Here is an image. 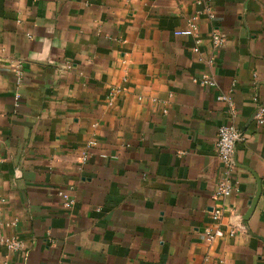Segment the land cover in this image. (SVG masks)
I'll use <instances>...</instances> for the list:
<instances>
[{
	"label": "crops",
	"instance_id": "obj_1",
	"mask_svg": "<svg viewBox=\"0 0 264 264\" xmlns=\"http://www.w3.org/2000/svg\"><path fill=\"white\" fill-rule=\"evenodd\" d=\"M194 17L200 53L176 35ZM256 97L264 0H0V238L24 244L0 264H264ZM225 124L244 139L223 228L242 229L210 242Z\"/></svg>",
	"mask_w": 264,
	"mask_h": 264
},
{
	"label": "built area",
	"instance_id": "obj_2",
	"mask_svg": "<svg viewBox=\"0 0 264 264\" xmlns=\"http://www.w3.org/2000/svg\"><path fill=\"white\" fill-rule=\"evenodd\" d=\"M209 17L215 19V15L211 10H208ZM199 26L197 23V18L194 17L189 27L184 30H179L176 35L179 36H195L196 44L194 51L200 53L201 40L197 36ZM226 42L224 36L218 33L213 35V46L214 48L222 47ZM208 64L210 66L214 65V59H209ZM19 77H21V72H18ZM20 81V78H19ZM197 82V81H196ZM204 87H215L216 82L208 75H204L203 78L198 81ZM118 92L113 90V93ZM220 100L231 102L228 96L220 97ZM17 105L19 104V97L16 98ZM257 103V110L255 113V123L259 127L264 126V102H261L258 97L255 99ZM244 139L243 134L240 132L238 127L234 124L222 125L218 130L217 140H216V151L222 164V177L216 186L215 199L217 204L212 208L210 219L211 223L207 226L204 232V237L206 240L213 242L218 239H223L226 237H235L242 227L232 226L229 230L223 228V218H224V201L232 196L239 189V182L235 178L236 172V147L239 142ZM96 141L92 140L89 146L83 154V161L86 162L90 158V151L96 147ZM1 162V159H0ZM63 199L64 206L71 209L75 205V199H73L70 194L66 192L60 193ZM1 243L7 244L11 249H21L24 244L16 240H8L3 237L0 238Z\"/></svg>",
	"mask_w": 264,
	"mask_h": 264
},
{
	"label": "water",
	"instance_id": "obj_3",
	"mask_svg": "<svg viewBox=\"0 0 264 264\" xmlns=\"http://www.w3.org/2000/svg\"><path fill=\"white\" fill-rule=\"evenodd\" d=\"M260 191H261V190H260ZM260 191H259V192H260ZM257 198H258V197H257ZM257 198H256V199H257ZM251 206H252V209H253V207H254V204H252Z\"/></svg>",
	"mask_w": 264,
	"mask_h": 264
}]
</instances>
